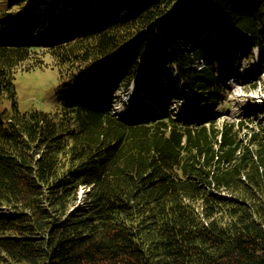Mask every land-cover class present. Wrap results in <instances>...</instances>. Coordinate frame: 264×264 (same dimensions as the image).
I'll list each match as a JSON object with an SVG mask.
<instances>
[{"label":"trees","instance_id":"trees-1","mask_svg":"<svg viewBox=\"0 0 264 264\" xmlns=\"http://www.w3.org/2000/svg\"><path fill=\"white\" fill-rule=\"evenodd\" d=\"M253 51L264 0H0V264H264V100L220 120ZM44 56L62 99L22 113Z\"/></svg>","mask_w":264,"mask_h":264},{"label":"rangeland","instance_id":"rangeland-1","mask_svg":"<svg viewBox=\"0 0 264 264\" xmlns=\"http://www.w3.org/2000/svg\"><path fill=\"white\" fill-rule=\"evenodd\" d=\"M16 38H18L17 35H12L10 40L17 42ZM256 52L253 51L252 58L242 63L243 65L239 67L238 73L224 81L223 84L227 91V103L221 108L220 120H237L249 107L252 108L255 104H260L264 100V75L262 76V73L259 74L258 72L259 64ZM44 62L45 65L43 68L40 67L41 69L36 68L26 72L19 68L21 67L20 65L15 69L16 99L18 109L22 113L34 110L54 113L58 109L59 101L62 99L58 88L59 79L57 78L56 70L50 68L53 64H51L48 56H44ZM27 66L28 63L25 64V70ZM244 79H249V82L243 83ZM258 79H260V82H257ZM254 82H256L257 86L254 89L246 85L247 83L253 85ZM170 88H168V93ZM172 89L174 94L180 96L178 102L175 103V107H172L173 114L177 117L185 118L184 116H188L193 118L191 114H188L189 111L194 112V107L188 101L187 93H181L177 87ZM130 91L131 88H129V91H118L116 93L117 98L112 105V110L118 115L121 114L132 119L137 117V112L133 109L131 103L133 94ZM169 96L171 97L172 95L170 94ZM82 192L83 190H80V194Z\"/></svg>","mask_w":264,"mask_h":264},{"label":"bare ground","instance_id":"bare-ground-1","mask_svg":"<svg viewBox=\"0 0 264 264\" xmlns=\"http://www.w3.org/2000/svg\"><path fill=\"white\" fill-rule=\"evenodd\" d=\"M183 113H186V112H183Z\"/></svg>","mask_w":264,"mask_h":264}]
</instances>
